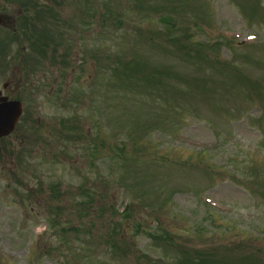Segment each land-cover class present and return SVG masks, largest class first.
<instances>
[{
  "label": "rangeland",
  "instance_id": "rangeland-1",
  "mask_svg": "<svg viewBox=\"0 0 264 264\" xmlns=\"http://www.w3.org/2000/svg\"><path fill=\"white\" fill-rule=\"evenodd\" d=\"M35 1L45 54L0 26V264H264V0Z\"/></svg>",
  "mask_w": 264,
  "mask_h": 264
},
{
  "label": "water",
  "instance_id": "water-1",
  "mask_svg": "<svg viewBox=\"0 0 264 264\" xmlns=\"http://www.w3.org/2000/svg\"><path fill=\"white\" fill-rule=\"evenodd\" d=\"M22 112L20 102L0 100V138L10 135L15 130Z\"/></svg>",
  "mask_w": 264,
  "mask_h": 264
},
{
  "label": "flooded vegetation",
  "instance_id": "flooded-vegetation-1",
  "mask_svg": "<svg viewBox=\"0 0 264 264\" xmlns=\"http://www.w3.org/2000/svg\"><path fill=\"white\" fill-rule=\"evenodd\" d=\"M4 1V0H3ZM23 1H28V0H23ZM2 15L3 14H0V23H1V27L6 29V30H10L12 28L13 30V25L17 22L15 17L17 16H14L13 19H11L12 21H9V20H6L5 19H1L2 18ZM7 17H10L8 15H5ZM9 85H7V88L10 87V82H8ZM5 96H8V94H5Z\"/></svg>",
  "mask_w": 264,
  "mask_h": 264
}]
</instances>
